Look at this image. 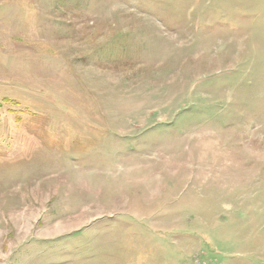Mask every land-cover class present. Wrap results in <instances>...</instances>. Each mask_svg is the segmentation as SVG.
Wrapping results in <instances>:
<instances>
[{"label":"rangeland","instance_id":"374dc122","mask_svg":"<svg viewBox=\"0 0 264 264\" xmlns=\"http://www.w3.org/2000/svg\"><path fill=\"white\" fill-rule=\"evenodd\" d=\"M0 264H264V0H0Z\"/></svg>","mask_w":264,"mask_h":264}]
</instances>
